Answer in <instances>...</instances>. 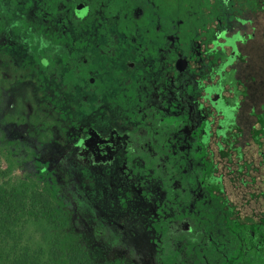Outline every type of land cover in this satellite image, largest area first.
<instances>
[{"label":"flooded vegetation","instance_id":"flooded-vegetation-1","mask_svg":"<svg viewBox=\"0 0 264 264\" xmlns=\"http://www.w3.org/2000/svg\"><path fill=\"white\" fill-rule=\"evenodd\" d=\"M4 2L26 10L43 41L38 91L23 101L39 120L70 123L58 143L82 160L69 178L82 211L96 207L88 234L112 233L133 264H264V0H0L9 90ZM54 39L66 48L57 88ZM48 187L77 227L78 210Z\"/></svg>","mask_w":264,"mask_h":264},{"label":"rangeland","instance_id":"rangeland-1","mask_svg":"<svg viewBox=\"0 0 264 264\" xmlns=\"http://www.w3.org/2000/svg\"><path fill=\"white\" fill-rule=\"evenodd\" d=\"M2 7L6 8L7 11L10 5L4 2ZM7 13L11 21H9V27L4 35L12 37L8 42L10 46L12 45L10 52L13 54L7 57L9 64L6 77L8 84L11 85L9 90L1 77V74H4L6 69L0 67V166L4 169H11V181L14 183H38L41 187L46 188L48 185L53 186L59 191L68 206L74 207L76 211L78 210L81 219H75V223L80 231L88 234V230L93 226L94 208L96 207L92 208L84 201L87 209L84 212L82 211V201L84 200L81 195L82 188L80 184L79 187L75 186L76 183L73 182L72 178H69V175L72 174L74 179H79L82 170V160L78 159L77 149L66 153L65 150L63 151L65 154L60 153L62 147L58 143L60 142V132L57 127L60 125V129L65 130L70 126V123L65 124L63 119L59 120V123L54 122L58 118L54 116L51 123H49V119L45 116L46 112L45 114L41 113L42 118L39 120V113L35 110L37 106H27L24 104L25 100L23 101L25 97L30 98L32 94L38 91H35L36 88L34 86L32 54L37 49H41V42L43 41L36 36L35 25L33 24L34 18H31L26 10L23 12L19 10L11 12V10H8ZM27 19L29 20L26 21ZM17 21L20 24L23 22V27L19 25L18 30L11 31V26L17 25ZM71 30L74 40L84 39L81 36L80 25L77 28H71ZM17 34L21 36H16ZM33 35H35V38ZM54 40L55 48H53L56 51L54 57L57 63L52 68L53 71L49 73L51 78L49 82L57 88V85L62 82L64 77V72H61L59 67L66 48L63 51L58 46L56 47L58 39ZM32 41H34L35 46L30 43ZM51 52L49 51L48 53L53 54ZM104 63L107 70L103 72V77L108 78L112 82L114 79L113 61L105 58ZM13 65L17 67L16 72ZM17 79L26 82H23L24 84L20 86V82H16ZM6 91L9 94L8 98L6 97ZM32 110L35 112L32 113ZM74 118L80 119L78 112L74 114ZM94 168L96 167L92 166V169ZM97 171L99 172V169ZM107 204L112 206L110 202ZM71 214H73V211H71ZM48 235L49 231L41 224H32L26 230V237L30 238L34 245H44ZM88 235L87 239H83L85 240L83 244L94 262L98 264H133L132 260L125 257L122 248L116 247L113 249L115 247V239L111 237L112 233H105L103 230L97 229L92 235ZM159 244L161 243L159 242ZM165 244L170 246L171 243L165 242ZM135 249L136 247L133 250L130 249V254L133 257L137 255L134 251ZM144 255L148 257V254H141L140 258L142 261H145Z\"/></svg>","mask_w":264,"mask_h":264},{"label":"trees","instance_id":"trees-1","mask_svg":"<svg viewBox=\"0 0 264 264\" xmlns=\"http://www.w3.org/2000/svg\"><path fill=\"white\" fill-rule=\"evenodd\" d=\"M32 224L48 231L44 245L26 237ZM0 264H98L57 193L38 183H14L0 166ZM120 264V263H116Z\"/></svg>","mask_w":264,"mask_h":264}]
</instances>
